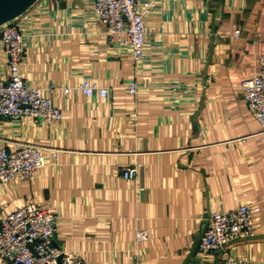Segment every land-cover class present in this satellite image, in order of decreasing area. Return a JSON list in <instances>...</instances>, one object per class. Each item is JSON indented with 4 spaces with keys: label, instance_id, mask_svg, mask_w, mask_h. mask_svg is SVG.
I'll return each mask as SVG.
<instances>
[{
    "label": "crops",
    "instance_id": "1",
    "mask_svg": "<svg viewBox=\"0 0 264 264\" xmlns=\"http://www.w3.org/2000/svg\"><path fill=\"white\" fill-rule=\"evenodd\" d=\"M147 1L140 62L93 0H37L14 19L21 74L63 119L0 118V148H47L33 178L0 185V219L28 203L52 209L55 245L85 264H223L228 255L264 264V132L241 88L264 54V0ZM0 62L8 75L4 53ZM84 79L109 96L63 92ZM125 165L137 166L135 179ZM244 203L261 206L256 235L201 253L208 216Z\"/></svg>",
    "mask_w": 264,
    "mask_h": 264
},
{
    "label": "built area",
    "instance_id": "2",
    "mask_svg": "<svg viewBox=\"0 0 264 264\" xmlns=\"http://www.w3.org/2000/svg\"><path fill=\"white\" fill-rule=\"evenodd\" d=\"M152 6L151 1L139 0H93L96 16L104 22L107 32L122 36L121 45L129 48L135 62L147 56L145 51V14ZM240 30L234 31L239 35ZM24 34L14 20L0 26V56H6L9 74L0 69V118L18 121L25 116L39 117L57 122L63 119L60 108L52 97L46 96L44 89L27 83L21 74L24 61ZM1 65V62H0ZM243 97L250 111L259 121L264 132V54L259 55V73L241 81ZM56 86L48 88L53 93ZM81 89L87 97L95 92L106 98L110 89L96 82L84 79L78 87H63L65 94ZM138 91L136 81L128 86V93ZM44 147L17 142L11 149L0 148V185L15 179L29 180L47 164ZM57 157V149H49ZM137 166L125 165L122 175L127 180L137 177ZM143 190V189H142ZM261 206L244 203L229 211L212 212L207 218V227L199 239L201 253H216L240 239H250L256 235L255 216ZM57 216L50 208H40L28 203L8 213L0 219V262L1 264H85L75 255L58 248L54 242ZM138 241L147 239V230L137 231ZM223 264H250L248 260L228 255Z\"/></svg>",
    "mask_w": 264,
    "mask_h": 264
},
{
    "label": "water",
    "instance_id": "3",
    "mask_svg": "<svg viewBox=\"0 0 264 264\" xmlns=\"http://www.w3.org/2000/svg\"><path fill=\"white\" fill-rule=\"evenodd\" d=\"M37 0H0V26L26 12Z\"/></svg>",
    "mask_w": 264,
    "mask_h": 264
}]
</instances>
